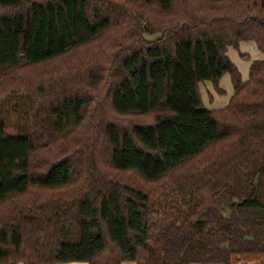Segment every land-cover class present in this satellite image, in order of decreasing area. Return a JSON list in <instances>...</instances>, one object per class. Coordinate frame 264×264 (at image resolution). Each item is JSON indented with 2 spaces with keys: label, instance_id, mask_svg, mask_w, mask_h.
Listing matches in <instances>:
<instances>
[{
  "label": "trees",
  "instance_id": "1",
  "mask_svg": "<svg viewBox=\"0 0 264 264\" xmlns=\"http://www.w3.org/2000/svg\"><path fill=\"white\" fill-rule=\"evenodd\" d=\"M149 3L161 24L143 11L129 29V14ZM113 30L125 50L111 64L108 105L153 119L124 131L105 122L102 156L85 155L88 171L72 184L69 155L52 156L75 128H89L84 96H56L33 132L9 133L0 117V264H231L264 255V58L242 81L226 54L246 40L264 54V0H0V82L31 81L37 66ZM225 73L234 87L227 105L204 108L199 84L220 93ZM124 172L144 184L116 178Z\"/></svg>",
  "mask_w": 264,
  "mask_h": 264
},
{
  "label": "rangeland",
  "instance_id": "2",
  "mask_svg": "<svg viewBox=\"0 0 264 264\" xmlns=\"http://www.w3.org/2000/svg\"><path fill=\"white\" fill-rule=\"evenodd\" d=\"M246 1L251 2L252 0ZM141 6L139 10H134L129 14L130 25L128 28L137 31L138 28L133 29L132 25H140L143 11L146 12V16L151 20L154 28H157L162 22V15L157 14L156 7L153 4H142ZM118 32L116 30L108 31L105 35L87 45L75 48L54 61L37 66L34 74L30 75V77H33L31 81L17 85L15 82L18 78L13 76L16 80L9 77L7 83L6 79L0 82V117L4 118L6 131L9 133L24 131L25 129L33 132L35 115L44 117L45 109L56 96L69 95L74 92L84 96L87 104L84 112V123L89 128L84 130L83 128H75L74 132L70 134L69 140L62 142L63 145L57 148L52 156L54 159L60 157V155H69L74 168L72 184L80 180L75 178L81 174L83 169H85V173L88 171L87 166L83 163L85 155L91 157L94 150L95 159L102 156V148L99 145L102 138V126L105 122L108 120L114 121L119 130L124 131L129 130L135 123H149L154 116L153 114L120 116L114 114L108 105L106 92L115 80L110 75L111 64H113L115 56L124 53L125 50L124 47L119 48V44L123 43H115L113 39L115 36L118 37L121 31ZM157 36L158 34H148L145 35V38L153 40ZM248 44L253 48V43ZM234 48L240 52V48ZM250 53V55H253L255 51ZM239 57L243 62L249 59L244 54H240ZM22 71L26 70L23 69L16 73L24 75ZM65 71L67 73H64ZM79 75L83 77L81 82L74 83L73 76ZM18 77L22 78L19 75ZM60 79L64 80L62 85L59 83ZM36 86H42L44 92L40 94L36 90ZM4 87L5 90L3 91ZM35 159L38 162L36 170L43 169L45 159L43 154L38 153ZM115 176L120 181L132 185L144 184L134 172L116 173ZM122 264L135 263L124 261ZM231 264H264V255H235Z\"/></svg>",
  "mask_w": 264,
  "mask_h": 264
},
{
  "label": "crops",
  "instance_id": "3",
  "mask_svg": "<svg viewBox=\"0 0 264 264\" xmlns=\"http://www.w3.org/2000/svg\"><path fill=\"white\" fill-rule=\"evenodd\" d=\"M253 43V48L248 43ZM237 48H240V52L236 50L233 46H228L226 48V54L229 59L238 68L241 80L245 81L248 78L249 66L254 59H263L264 54L258 49L256 43L252 40L240 41ZM251 51H255L253 55H250ZM240 54L248 56L249 59L246 62L239 57ZM251 56V57H250ZM219 88L222 92H217L213 84L210 81H204L199 84L200 95L202 99L203 107L210 110H215L222 108L227 105L231 95L234 92V87L231 81L229 73H225L221 76L219 80ZM68 264H79V263H68ZM82 264V263H81Z\"/></svg>",
  "mask_w": 264,
  "mask_h": 264
}]
</instances>
